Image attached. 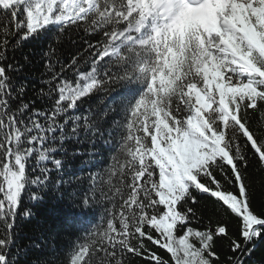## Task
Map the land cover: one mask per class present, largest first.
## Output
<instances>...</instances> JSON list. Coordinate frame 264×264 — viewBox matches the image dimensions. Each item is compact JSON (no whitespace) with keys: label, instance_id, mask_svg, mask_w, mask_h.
Wrapping results in <instances>:
<instances>
[{"label":"snow or ice","instance_id":"obj_1","mask_svg":"<svg viewBox=\"0 0 264 264\" xmlns=\"http://www.w3.org/2000/svg\"><path fill=\"white\" fill-rule=\"evenodd\" d=\"M258 199L264 0H0V264H250ZM52 200L96 222L48 258Z\"/></svg>","mask_w":264,"mask_h":264},{"label":"trees","instance_id":"obj_2","mask_svg":"<svg viewBox=\"0 0 264 264\" xmlns=\"http://www.w3.org/2000/svg\"><path fill=\"white\" fill-rule=\"evenodd\" d=\"M66 48H70L71 45L67 42L65 43ZM39 67L36 69L28 70V75L30 77L36 75L39 72ZM36 83V81H32ZM32 83H29V94L31 92ZM39 106V105H38ZM206 202L202 201L201 206ZM264 203L257 200V208ZM26 209H20L24 211ZM33 216L31 218L18 217L17 223L20 225L19 236L21 238L22 244L29 243L30 239L35 240L39 238L42 243L46 244L44 248V254L48 258H52L60 254L61 250L74 239L70 235L76 229L90 227L92 223L96 221L93 220L92 216H82L79 212V209H73L67 204L58 205L55 200L44 201L38 204H35L31 207ZM99 213L97 212V219ZM47 226L51 228L52 231L44 232V236H47L48 239L45 241L40 231L36 229L37 225ZM39 250H34L30 253L33 258L36 255H39ZM261 261H264V243L258 245L256 252L253 254L250 264H261Z\"/></svg>","mask_w":264,"mask_h":264}]
</instances>
